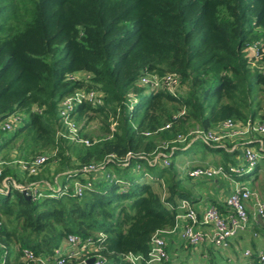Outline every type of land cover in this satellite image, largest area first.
<instances>
[{
  "label": "trees",
  "instance_id": "16d2710c",
  "mask_svg": "<svg viewBox=\"0 0 264 264\" xmlns=\"http://www.w3.org/2000/svg\"><path fill=\"white\" fill-rule=\"evenodd\" d=\"M258 40L264 41V0H0V118L19 116L12 129H0V239L10 254L14 248L49 254L74 234L101 238L91 254L110 264H136L129 253L147 257L153 233L174 228L182 200L193 206L197 199L187 183L190 168L184 178L175 167L188 148L177 141L180 133L189 125L210 130L229 119L256 120L263 109L264 75L248 55ZM149 74H175L181 92L143 83ZM82 88L102 102L80 104L75 118L105 117L109 136L64 145L57 135L60 105ZM212 143L193 142L223 153L227 169L243 162L238 145L227 153ZM58 146L55 162L66 169L60 186L67 191L37 181L45 195L27 198L15 182L29 174L14 156L31 159ZM157 147L158 156H150ZM8 148L13 153H3ZM94 161L102 162L97 174L88 169ZM261 161L255 169L264 168ZM79 173L88 176L82 195L75 179L67 185ZM202 245L207 255L221 248ZM251 251L255 258L260 250Z\"/></svg>",
  "mask_w": 264,
  "mask_h": 264
},
{
  "label": "built area",
  "instance_id": "2783aa9c",
  "mask_svg": "<svg viewBox=\"0 0 264 264\" xmlns=\"http://www.w3.org/2000/svg\"><path fill=\"white\" fill-rule=\"evenodd\" d=\"M264 41L258 40L249 46L250 65L254 62L256 70L264 75ZM72 77H75L73 75ZM77 77V75H76ZM142 82L150 83L152 87H167V89L175 94V86L178 84V79L175 74L164 75L162 78L156 74L144 75ZM87 93L81 94L75 91L73 94L65 97L60 105L59 115L61 121V127L57 130V135L65 136L61 132L62 127H66L71 133L72 140L79 139V129L76 124L74 111L84 102H93L99 104L102 102L101 97L95 90L86 91ZM19 116L13 115L7 119L0 118V129L10 130L13 128V124L18 121ZM222 133L214 132L212 130L202 129L201 139L209 142L218 143L225 137L241 138L252 136L256 134H264V121L258 119H248L245 122L226 120L223 122ZM2 140L0 134V142ZM83 142L90 144V140L82 139ZM264 149L261 146L254 147L247 145L243 149L242 159L243 162L238 166H233L227 169L222 164L217 165H204L193 167L189 170V174L194 178H211L216 175H227L229 173L235 174L242 170L247 172L253 170L258 162H260L264 155L261 150ZM47 155H36L31 159H19L14 161L15 164L22 171H26L29 175L37 174L47 160ZM1 163V161H0ZM165 163L168 161L165 160ZM95 167H90L92 169ZM86 170V169H85ZM2 170L0 169V174ZM233 188L226 197V205L229 207L227 212H222L217 205H208L199 217L195 207L190 203L189 199L182 200V211L178 217H183L184 223L181 229V235L184 241L196 246L202 243H212L216 247L227 248L229 247L233 238L241 231L250 227V220L253 217L258 220L260 216V222L264 225V198L260 195L256 188L250 187L245 183H241L237 178H232ZM76 185L75 193L82 195L83 189L80 185L81 182H74ZM16 185V184H15ZM20 187L19 185H16ZM67 186L62 188L61 186L55 187L56 192H66ZM25 194L37 197L45 195L39 190L37 186L26 185L20 187ZM51 188V187H50ZM252 201L255 205V213L253 216L248 212V202ZM203 225H209L210 229L205 230ZM2 226V218L0 217V228ZM178 226V223L173 230ZM166 230H160L153 233L151 236L150 249L147 253V257L142 254L129 253L126 256L127 259L136 263L143 264V261L147 263H158L169 258L167 250V242L164 236L161 234ZM104 235L102 234L101 237ZM92 238L80 239L74 234H69V238L63 248L59 246L54 249L52 253L38 255L33 249L24 248L22 250V262L32 264H68L72 261H78L79 264H88V260L93 257L94 260L91 264H110L108 259L101 254H94L93 256H87L91 252V249L97 246H101V242ZM101 241V240H100ZM245 257L244 264H264V250L258 251L257 256L252 257V251L247 248L243 252ZM0 264H14L13 256L10 254L9 247L5 241L0 239Z\"/></svg>",
  "mask_w": 264,
  "mask_h": 264
},
{
  "label": "rangeland",
  "instance_id": "374dc122",
  "mask_svg": "<svg viewBox=\"0 0 264 264\" xmlns=\"http://www.w3.org/2000/svg\"><path fill=\"white\" fill-rule=\"evenodd\" d=\"M249 55V52H248ZM256 62V61H254ZM254 62L251 63V66L256 69V66L254 64ZM85 75H89V74H85ZM78 77H84L83 73H77ZM181 88L182 86L177 85L175 86V89L179 92H181ZM77 92L81 93V94H85L87 93L86 88H82V89H78L76 90ZM262 98V107L263 109L258 113V120L260 121H264V94L263 96H261ZM185 111V110H184ZM92 114V113H90ZM76 120V124L78 126L79 129V139L76 140L78 143L82 142V139H88L92 141H99L103 138H105L106 136H109V132L107 129V122H106V118L103 116H95L93 119H88V117H84L82 119ZM17 122V121H16ZM16 122L14 124H16ZM202 129H204V127L200 126V125H189L187 127V129L180 133V136L177 137V141H180V143L182 142L183 145H185V150L181 151L177 157L175 158V167L177 171L181 172L182 177L187 178L188 176V170L189 168L191 169L193 166H196L198 164H202V165H209V164H222L223 163V159H224V154L223 153H218L215 150H211V149H205V148H201L199 147L198 144H193L200 141L201 140V131ZM210 130L214 131V132H218V133H222L225 130L222 129V127H211ZM61 132L65 134V136H63L64 138H66L67 140H63V144L64 145H68L72 138L69 136H66L69 131L66 127H62ZM10 133V132H8ZM6 133V134H8ZM71 133H69L68 135H70ZM60 135V134H58ZM154 136L156 138L157 144L160 147L161 145H163V141L160 140L159 135L157 133H154ZM259 141L264 142V134L260 135V134H256L255 135ZM182 139V140H179ZM245 139V138H244ZM244 139L241 138H231V137H225L222 138V140L218 143H212V145H216L219 146L221 145L222 147L225 148L226 152L229 153L230 151L233 150V148L236 147V143L238 141L242 142L244 141ZM19 139L12 145H19ZM159 147H157L151 154L150 156H158L159 153ZM48 151V152H47ZM61 148L60 146H58V149L55 147H50V148H46V150H44V152H39L33 156L36 155H40V154H44L47 155V160L45 161V164L42 166V168L40 169V171L35 174V175H27V176H21V181L20 182H15L16 185H19L20 187H24L26 185H34L35 183H37V181H45L44 185H47L49 188L54 185L55 187L60 186L63 182L64 179V175L65 173H63V169H59L61 168V164H57L55 161V158H57L58 155H60ZM47 152V154H46ZM3 153H13V150H9V148L3 152ZM157 154V155H156ZM31 156V157H33ZM114 156L111 155L109 156V158H113ZM20 158L26 159L25 157H19V156H14V161L19 160ZM30 158V157H29ZM58 161V159H57ZM95 164V168L94 171H96L95 173L97 174V170L102 166V162H96L94 161ZM50 169V171H53L51 174H48L46 171H48ZM112 169V168H111ZM110 169V170H111ZM58 172V175H56V173ZM56 172V173H55ZM52 175V180L53 181H49L46 179V175ZM56 175V176H55ZM258 175V176H256ZM36 176L39 177L36 180H31V177ZM101 176V174L99 175V177ZM256 176V178H255ZM84 177H88L87 175L83 174V173H79V175L76 178L67 180L68 183L67 185H69V183H72V181L75 179L76 182H81L82 178ZM232 178H237L239 181L244 182L245 184L249 185L250 187H255L260 195L262 197H264V168L261 166L260 168H254L253 170L250 171H246L245 169L240 171L239 173H229L225 176H221V175H216L214 177L208 178L207 180H203L200 182H197L198 178H193L192 180H188V187L192 192V196L198 197L201 194L207 198L208 200H222V198L219 199V193L221 190L226 191V189L233 184V180ZM150 179V178H148ZM255 185V186H254ZM218 193V194H217ZM218 203H222L219 202ZM224 202V201H223ZM216 203V202H215ZM211 205V204H210ZM221 205V204H220ZM224 205V210L226 209V211L229 209V207L225 204ZM251 209L248 207V212L250 214H254L255 213V209L253 205H250ZM219 208V207H218ZM222 212H225L223 210H221ZM253 211V212H250ZM173 229V228H172ZM172 229H168V232H163L161 233L164 238L166 239V242L168 244V253H169V258L171 259V257H173V261H171V264H243L245 262V257L243 256V252L245 247L244 245H241L239 247V251L236 252L235 254L230 250L231 248H217V250L215 251V253L213 255H207L205 256L204 254L200 253V250L202 248V244L196 245L195 247H189V245L187 244H183L182 243V235H181V229L177 230L175 233L172 232ZM255 229V228H254ZM259 232L260 229H255ZM180 231V232H179ZM254 231V230H253ZM262 237L264 238V235L261 234ZM69 238V235L67 237L64 238L63 243H61V245H59L60 248H63L66 244L67 239ZM11 243H15V241L13 240ZM252 249V248H250ZM264 250V249H263ZM22 250L20 248H14L12 251V256L13 258V263L14 264H24L22 262ZM94 254H91V252L89 254H87V256H93ZM25 264H32V263H25ZM68 264H78V261H72ZM157 264H164V263H157Z\"/></svg>",
  "mask_w": 264,
  "mask_h": 264
},
{
  "label": "crops",
  "instance_id": "0c3cea01",
  "mask_svg": "<svg viewBox=\"0 0 264 264\" xmlns=\"http://www.w3.org/2000/svg\"><path fill=\"white\" fill-rule=\"evenodd\" d=\"M244 139V141L240 142L238 141L236 144L238 145V150L239 152L241 151L243 153V149L245 146L247 145H251V146H254V147H262L264 148V142L262 141H259V139L255 136V135H252V136H247V137H242ZM236 145V146H237ZM234 149V148H233ZM262 162V161H261ZM209 165H214V164H209ZM221 176H225V175H221ZM208 178H198L197 182H200V181H203V180H207ZM241 183H244L242 181H240ZM233 184H231L227 189L226 191L224 190H221L220 193H219V199L222 198V200L220 199L219 200H208L207 198H205L202 194L200 196L197 197V199L192 202L193 206L196 208L197 211H200L201 213L204 211V209L210 205V204H220L218 203L217 201L219 202H222L221 204H225L226 202V197L228 196V194L231 192L232 188H233ZM218 194V193H217ZM224 201V202H223ZM217 202V203H215ZM250 205H253L255 209V205L252 201H249L248 202V207L251 209ZM228 211V210H227ZM226 209H225V212H227ZM250 212H253V211H250ZM251 216H253L251 214ZM261 224L260 222V219L258 217V220H257V217L256 219H254L253 217L251 218V222H250V227L247 228L246 230H243L239 233L238 236L234 237V239L232 240V243H231V246L229 248H231L230 250L235 254L236 252H238L239 250V247L241 245H244V246H247L245 247V249L247 248H252V247H255L256 250H263L264 249V238L262 237L261 234L264 235V228L259 226L258 223ZM184 223V220H183V217H178V226L173 230L172 229V232H176L177 230H180L182 228V225ZM263 225V224H262ZM254 227H259V232L257 233L256 230L254 229ZM202 228L205 229V230H209L210 229V226L209 225H203L202 224ZM254 230V231H253ZM166 232H168L166 230ZM180 232V231H179ZM182 240V243L184 242L183 239ZM205 246L209 245L210 243H203ZM203 246V245H202ZM244 249V250H245ZM203 250L201 249L200 250V253L204 254L205 256H207V251L204 250L205 252L203 253L202 252ZM243 254V253H242ZM14 258V257H13ZM244 264V263H243Z\"/></svg>",
  "mask_w": 264,
  "mask_h": 264
},
{
  "label": "water",
  "instance_id": "95a60500",
  "mask_svg": "<svg viewBox=\"0 0 264 264\" xmlns=\"http://www.w3.org/2000/svg\"><path fill=\"white\" fill-rule=\"evenodd\" d=\"M24 195H25L27 198L30 197V194H25V193H24ZM258 217H259V219H260V216H258ZM93 260H94V258L91 257V258L88 260V264H91Z\"/></svg>",
  "mask_w": 264,
  "mask_h": 264
}]
</instances>
